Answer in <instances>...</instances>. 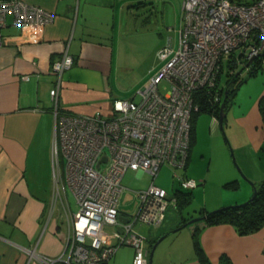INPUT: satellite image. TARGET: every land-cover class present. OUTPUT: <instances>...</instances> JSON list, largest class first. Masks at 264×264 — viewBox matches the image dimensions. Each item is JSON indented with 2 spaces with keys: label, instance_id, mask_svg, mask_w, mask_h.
Segmentation results:
<instances>
[{
  "label": "crops",
  "instance_id": "0c3cea01",
  "mask_svg": "<svg viewBox=\"0 0 264 264\" xmlns=\"http://www.w3.org/2000/svg\"><path fill=\"white\" fill-rule=\"evenodd\" d=\"M24 1L54 13L55 19L32 34L11 25L10 17L1 29L0 264H40L36 255L56 258L64 251L63 240L68 235L73 214L67 201L64 159L52 151L57 120L50 97L55 83L52 64L65 52L74 60L62 75L57 103L58 113L70 115L98 111L106 115L112 102L124 96L118 83L121 69H137L135 54L122 52L115 44L88 38L85 34L88 18L77 0ZM157 71L150 74L147 82ZM242 76L244 79L225 113L230 150L219 147L215 133L218 118L207 114L211 119L209 133L218 143L223 181L234 183V187H227L230 193L213 203L212 208L245 202L253 193L250 183L256 185L264 180L261 150L264 123L259 109L260 102L264 101V72L258 70L251 76L245 72ZM194 137L184 175L198 183V177L187 171L189 163L191 166L195 160L196 121ZM208 151L207 155L212 156L213 147ZM229 151L240 173L230 163ZM210 206L204 204L203 210L212 209ZM119 214L126 218L124 213ZM187 218L181 216L169 229ZM161 227L162 224L156 230ZM188 228V232L174 239L171 251H167L165 258L170 255V262L177 260L173 257L181 259L185 254L187 259L192 255L185 264H202V257L211 264H220L222 256L232 264H264V228L250 235H239L229 224L206 227L198 221ZM166 231L156 234V238ZM194 234L202 257L194 248ZM149 245L148 240L150 250ZM148 256L147 250V264ZM112 259L107 264H116Z\"/></svg>",
  "mask_w": 264,
  "mask_h": 264
},
{
  "label": "built area",
  "instance_id": "2783aa9c",
  "mask_svg": "<svg viewBox=\"0 0 264 264\" xmlns=\"http://www.w3.org/2000/svg\"><path fill=\"white\" fill-rule=\"evenodd\" d=\"M8 17L11 25L32 34L51 24L55 14L24 0L0 1V46ZM159 55L164 65L139 91V100H114L108 115L58 113L62 75L74 60L65 52L52 64L55 83L50 97L57 115L53 151L64 159L65 182L77 212L63 240V254L36 255L40 264H107L126 245L134 250L132 264H147V238L134 225L157 228L168 206L176 208L174 198L153 184L160 168H171L183 190L198 185L179 173L186 169L190 150L195 91L214 89L225 62L234 65L229 75L237 69L247 73L256 60L264 72V0H182L178 46L163 48ZM162 81L170 85L165 95L157 90ZM127 171H142L152 181L138 192L133 221L121 223L118 199ZM105 228L112 233L104 234Z\"/></svg>",
  "mask_w": 264,
  "mask_h": 264
},
{
  "label": "rangeland",
  "instance_id": "374dc122",
  "mask_svg": "<svg viewBox=\"0 0 264 264\" xmlns=\"http://www.w3.org/2000/svg\"><path fill=\"white\" fill-rule=\"evenodd\" d=\"M77 3H81L82 7L85 8L88 18L85 34H87L88 38L115 44L122 52L135 54L137 69H121L118 83L124 95L120 97L122 100L132 99L138 101L139 91L144 87L150 74L157 71L164 64L159 55L160 50L163 48L175 50L178 46L182 0H77ZM81 14H83L82 11ZM227 70L228 68L225 64L219 82V87L222 89L226 86L228 79ZM244 73L245 71H242L241 74L243 75ZM157 90L160 95H165L170 91V85L162 81L158 84ZM102 114L104 115V113ZM195 121L198 142L195 146V160H193V165L190 166L189 163L187 171L189 170L191 174L198 177L197 181L199 185L196 189L191 190V203L180 212L172 205L168 206L165 212V220L158 231L156 230L158 228L151 225L138 222L134 225L135 231L147 238L145 249L149 252L148 240L155 239L156 234L161 233L164 229L167 230L165 233H168L170 230L178 227L175 226L169 229L170 226H174L178 222L181 216L184 218H190L191 216L192 219L198 218L199 211L205 208L204 204L211 205L209 208H212L213 203L230 193L231 189L227 188L226 183L223 181L222 160L220 162L218 159V143L219 147L224 146L228 150L231 149L225 123L223 131L217 125L215 133H217L218 143H216L212 134L209 133L211 129L210 117L206 113H200L196 116ZM211 147H213V155L209 157L207 152L210 153L208 149ZM232 156L233 154L229 151L228 157L230 158V163L240 173V170L237 168L239 166L233 161ZM102 166L104 168L106 165ZM173 172L171 168L163 166L153 180V184L165 191L169 197H172L176 190H180L179 183L173 176ZM179 173L185 174V171H179ZM150 184L151 177L147 174L127 171L121 181L123 190L118 199V211L124 213L126 218H130L133 221L139 207L137 192L147 189ZM66 194L70 211L72 214H75L77 212L75 198L69 189L66 191ZM251 197L252 194L249 199ZM227 206L232 205H225L223 207ZM223 207L207 209V212H212ZM112 231L113 229L111 228H105L104 234H111ZM188 231L189 228L187 226L165 237L156 246L151 264H185L184 262L187 260L190 261L192 255H189L190 258L187 259L185 254H183V258L181 259L173 257V259L176 258L179 261L174 259V261L170 262L172 258L170 255L168 259L165 258L167 251L169 252L173 248L172 243L174 239ZM108 243L111 244L112 242L109 241ZM132 256L133 249L126 245L119 247L112 257L113 259H111L115 260L116 264H131Z\"/></svg>",
  "mask_w": 264,
  "mask_h": 264
},
{
  "label": "trees",
  "instance_id": "16d2710c",
  "mask_svg": "<svg viewBox=\"0 0 264 264\" xmlns=\"http://www.w3.org/2000/svg\"><path fill=\"white\" fill-rule=\"evenodd\" d=\"M253 1V0H252ZM225 64L228 68L227 70V82L226 86L222 89L219 87L221 73L224 70ZM222 69H220L219 76L216 80V84L214 89H211L207 92L205 89H200L195 91L193 95V104L197 107L196 111H192L190 118V148L194 143V124L195 118L200 113H206L212 117L218 118L221 103L224 101V112L228 108V104L233 97V94L237 87L241 84L244 79V76L237 75L239 69H235L234 75H229V72L234 70V65L230 62H225ZM258 60H256L253 65L248 69V76L253 75L258 71ZM260 114L262 123H264V101L260 102ZM225 123V119H224ZM262 152H264V146L261 148ZM234 183H227V187H234ZM176 203L177 211H181L186 206H188L192 201V193L191 190H176L172 196ZM199 217H203L200 221L206 227L221 225V224H229L231 225L239 235H250L256 233L261 228H264V180H262L259 184L253 186L252 197L243 204L238 205L234 204L232 206H227L223 208H219L212 212H207L201 209L199 211ZM192 219V217L184 219L180 225L185 222H188ZM178 225V227L180 226ZM194 236V248L196 252L201 255V248L199 241L197 239L196 234ZM159 238V237H158ZM153 239L150 241L149 247L151 248L153 244L158 239ZM202 264H211L207 259H200ZM220 264H232L227 257L222 256L220 259Z\"/></svg>",
  "mask_w": 264,
  "mask_h": 264
},
{
  "label": "water",
  "instance_id": "95a60500",
  "mask_svg": "<svg viewBox=\"0 0 264 264\" xmlns=\"http://www.w3.org/2000/svg\"><path fill=\"white\" fill-rule=\"evenodd\" d=\"M252 62H253V59H252L251 61H249V62L247 63V65L249 66ZM243 70H244V69L239 70V71L236 73V76H237V75H240V74L242 73ZM224 106H225V102L223 101V102L221 103L220 111H219V115H218V123H219V127H220V129H221L222 131H223V127H224V119L226 118V114H225V112H224ZM103 161H105V159H103ZM243 179H245V178L243 177ZM245 180H246V179H245ZM249 183H250V182H249ZM250 185H251V187H252V189H253V186H254V185H252L251 183H250ZM201 219H203V217H198V218H196V219H191L190 221L185 222V223H183L182 225H180L179 227H176L175 229L170 230L168 233L162 235L159 239H157L156 242L153 244V246L150 248V252H149V256H148V264H151L152 255H153V252H154L156 246H157V245H158V244H159V243H160L165 237H167L168 235H170V234H172V233L178 232V231H180L181 229L187 227L188 225H190V224H192V223H194V222H198V221H200ZM119 221H120L121 223H126V222L128 221V219L119 216ZM119 231H120V229H119Z\"/></svg>",
  "mask_w": 264,
  "mask_h": 264
},
{
  "label": "bare ground",
  "instance_id": "6f19581e",
  "mask_svg": "<svg viewBox=\"0 0 264 264\" xmlns=\"http://www.w3.org/2000/svg\"><path fill=\"white\" fill-rule=\"evenodd\" d=\"M56 156V155H55ZM59 156V155H58Z\"/></svg>",
  "mask_w": 264,
  "mask_h": 264
}]
</instances>
